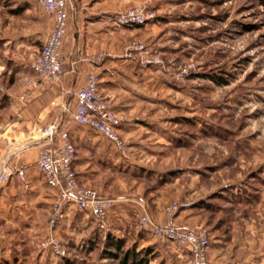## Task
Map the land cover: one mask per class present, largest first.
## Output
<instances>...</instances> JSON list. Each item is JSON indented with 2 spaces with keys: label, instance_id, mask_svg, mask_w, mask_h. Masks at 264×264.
Returning <instances> with one entry per match:
<instances>
[{
  "label": "rangeland",
  "instance_id": "rangeland-1",
  "mask_svg": "<svg viewBox=\"0 0 264 264\" xmlns=\"http://www.w3.org/2000/svg\"><path fill=\"white\" fill-rule=\"evenodd\" d=\"M114 1L125 9L144 5L154 12L155 20L140 26L144 36L139 39L164 61L156 68L158 82L150 96L166 95L168 100L163 110L152 114L154 125L140 128L143 142H151L147 148L132 144L122 156L107 140L117 162L110 160L99 180L112 182L110 196L145 197L166 183V190L178 197L171 201L181 203L187 195L183 185L195 174L208 177L214 172L224 180L256 168L264 172V0ZM27 8L32 17L22 14ZM34 19L32 38L40 47L41 36L52 27L45 11L34 0H0V78L7 84L19 67L14 62L16 48L5 38H12L19 26L30 32ZM183 66L190 69L179 77ZM222 191L211 207L223 222L236 216L231 208L258 197L252 187L236 190L227 184ZM259 196L264 199V191ZM113 205L105 230L83 211L64 206L53 232L66 252L61 258L42 246L47 220L27 232L28 225H1L0 264H123L127 251L145 264H189L184 250L136 227L139 208L120 215L122 204ZM111 241H118L120 249Z\"/></svg>",
  "mask_w": 264,
  "mask_h": 264
},
{
  "label": "crops",
  "instance_id": "crops-1",
  "mask_svg": "<svg viewBox=\"0 0 264 264\" xmlns=\"http://www.w3.org/2000/svg\"><path fill=\"white\" fill-rule=\"evenodd\" d=\"M68 2V34L63 44V66L59 83L39 80L30 68L33 54L41 48L34 45L32 38L35 36L37 19L32 21L34 28L30 32L19 26L12 38H5V43L16 48L14 62L19 69L15 71L13 78L9 76L8 84L7 80L0 78V128L4 129V135L12 137L13 144L12 149H8L3 140L0 141V172L18 162L30 166L25 173L24 183L15 178L0 182V225H28L26 232L32 230L34 224L47 220L48 209L57 199L56 191L46 185L36 170L35 160L39 150L38 146L30 144L31 133L35 127H45L55 122L62 106L66 105L69 110H73L74 92L84 83L89 71L98 76L101 95L109 101L113 111L124 118L119 133L128 150L132 144L140 149L150 145V141L143 142L140 128L147 130L154 125L152 120L155 118L152 114L156 110H163V104L168 100L166 95L150 96L152 87L158 82L154 77L157 70L152 66L140 65L135 54L128 50L133 39L141 41L144 36L141 27L130 29L113 23L116 12L125 10L121 2L89 0L83 5L77 0ZM30 13V8L22 12L27 18L32 17ZM49 19L53 23L52 18ZM49 30L41 36V45ZM88 55L98 56V63L83 61ZM28 79L33 83L30 87L25 86ZM23 94L27 97L26 103L19 98ZM70 134L76 149L73 164L82 185L108 196L113 204L115 201L122 204L118 205L120 215L130 207L136 210L139 208L140 211L139 205H143L151 218L159 223L165 221L164 208L176 196L166 190V183L160 185L159 189L151 190L145 197L126 194L119 198L111 197L112 182L100 180L106 164L110 160L117 162L112 154L115 149L109 144L112 149L109 150L108 141L91 129L75 126ZM22 146L25 148H21ZM171 181L170 184L175 187L177 183H173V179ZM227 184L236 190L239 187L248 190L252 187V192L258 197L231 208V213L236 216L223 222L217 218L211 202L216 201L215 195L223 192ZM183 187L186 188L187 195L182 199L189 205L181 208L176 219L186 227H201L209 233L210 262L264 263V199L259 196L264 191L262 170L256 168L246 175L227 177L224 180L214 172L208 177L203 174L200 177L199 173L194 178L191 177ZM136 191L140 193L138 189Z\"/></svg>",
  "mask_w": 264,
  "mask_h": 264
},
{
  "label": "built area",
  "instance_id": "built-area-1",
  "mask_svg": "<svg viewBox=\"0 0 264 264\" xmlns=\"http://www.w3.org/2000/svg\"><path fill=\"white\" fill-rule=\"evenodd\" d=\"M40 9L52 18V27L45 37L41 48L31 59L30 68L39 80L57 84L63 66V44L68 34V0H34ZM156 18L154 12L144 5H135L123 11L116 12L113 23L118 27L143 26ZM128 50L134 53L143 67H161L163 58L151 48L138 40L129 43ZM85 62L98 63L99 57L88 55L82 59ZM190 66L178 68L177 76L183 77ZM32 80L25 81V86H32ZM73 110L62 106L55 122L45 127H35L29 139L31 145L38 146L35 165L36 170L47 186L57 194L56 201L49 208L47 216V235L42 243L44 248L51 250L57 257H64L66 252L53 232L65 214L64 206L79 209L88 214L101 230L107 228V218L113 208V200L103 196L94 188L82 185L77 178L74 167L76 149L71 141V130L75 126L85 127L108 140L119 154L126 156L129 152L125 140L119 133L123 122L122 116L111 108L109 101L101 95L98 76L89 71L84 83L74 92ZM21 102L26 103V95H21ZM0 128V141L3 140L8 149H12L11 138L3 134ZM25 148V147H21ZM30 165L18 162L12 167H5L0 172V182L11 178L25 182V173ZM187 202L171 201L164 208L165 221L157 222L150 217L147 209L140 206L136 227L153 235L158 241L170 243L184 250L189 264H213L208 258L210 235L201 227L189 228L176 219L181 208L188 206ZM2 229L0 225V238Z\"/></svg>",
  "mask_w": 264,
  "mask_h": 264
},
{
  "label": "trees",
  "instance_id": "trees-1",
  "mask_svg": "<svg viewBox=\"0 0 264 264\" xmlns=\"http://www.w3.org/2000/svg\"><path fill=\"white\" fill-rule=\"evenodd\" d=\"M214 82H217V80L212 76L211 77ZM110 244L116 249L119 250L121 247V244L118 241H111ZM130 260V264H145V260L143 258H138L137 255L134 254V252H125V256L123 258V264H127V261Z\"/></svg>",
  "mask_w": 264,
  "mask_h": 264
}]
</instances>
